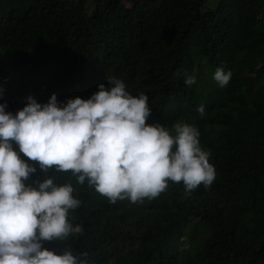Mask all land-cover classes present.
I'll return each mask as SVG.
<instances>
[{"label": "trees", "instance_id": "obj_1", "mask_svg": "<svg viewBox=\"0 0 264 264\" xmlns=\"http://www.w3.org/2000/svg\"><path fill=\"white\" fill-rule=\"evenodd\" d=\"M109 79L148 96L146 122L195 125L215 178L137 202L77 182L67 218L82 232L56 249L91 264H264V0H0L6 111L29 95L88 98Z\"/></svg>", "mask_w": 264, "mask_h": 264}, {"label": "clouds", "instance_id": "obj_2", "mask_svg": "<svg viewBox=\"0 0 264 264\" xmlns=\"http://www.w3.org/2000/svg\"><path fill=\"white\" fill-rule=\"evenodd\" d=\"M231 75L217 67L213 79L224 86ZM184 82L192 85L195 77ZM25 100L15 113L0 102V264H91L69 245L56 249L82 232L67 218L81 203L73 196L77 182L112 202H137L158 196L169 181L191 191L215 178L198 128L178 121L170 132L146 122L148 96L131 94L120 79L99 83L88 98L58 101L53 92L47 102ZM197 111L203 115V105ZM37 168L43 178L30 180Z\"/></svg>", "mask_w": 264, "mask_h": 264}, {"label": "rangeland", "instance_id": "obj_3", "mask_svg": "<svg viewBox=\"0 0 264 264\" xmlns=\"http://www.w3.org/2000/svg\"><path fill=\"white\" fill-rule=\"evenodd\" d=\"M183 240V239H182Z\"/></svg>", "mask_w": 264, "mask_h": 264}]
</instances>
